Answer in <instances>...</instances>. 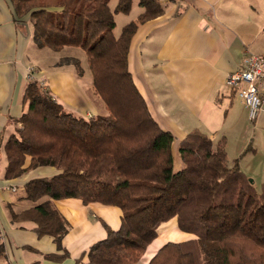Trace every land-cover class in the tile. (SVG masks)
Listing matches in <instances>:
<instances>
[{"label":"trees","instance_id":"trees-1","mask_svg":"<svg viewBox=\"0 0 264 264\" xmlns=\"http://www.w3.org/2000/svg\"><path fill=\"white\" fill-rule=\"evenodd\" d=\"M11 2L16 17L28 14L38 47L84 51L92 85L108 111L88 118L75 115L38 81H28L23 95L27 109L5 142L4 176L13 178L39 166L57 172L22 186L21 198H49L19 213L10 210L11 219L32 221L33 230L51 235L60 249L68 224L51 199L118 206L119 228L108 229L74 264H135L158 226L173 217L195 238L166 242L147 264H264V181L257 191L241 171L239 157L227 164L225 140L214 144L197 128L180 141L184 167L174 170L173 135L153 119L128 70L131 36L139 23L162 14L165 5L138 0L142 12L116 36L114 15L129 12L133 0H117L113 9L109 0ZM66 61L78 67L77 59ZM64 256L66 252L45 258Z\"/></svg>","mask_w":264,"mask_h":264},{"label":"crops","instance_id":"crops-1","mask_svg":"<svg viewBox=\"0 0 264 264\" xmlns=\"http://www.w3.org/2000/svg\"><path fill=\"white\" fill-rule=\"evenodd\" d=\"M159 1L165 5L164 12L139 23L130 38L127 67L153 119L173 135V169L184 167L179 143L197 128L214 144L224 139L227 164L239 157L241 171L262 184L264 158L261 165L259 156H264V110L251 121L237 92L225 80L239 68L244 49L264 52V0ZM134 4L140 7L138 0ZM63 52L85 55L78 47L59 51L38 47L28 14L16 17L11 0H0V264H74L108 229L116 230L121 223L118 206L84 203L74 197L51 199L68 224L59 249L51 235L33 230L32 221L11 219L10 210L19 213L49 198H21L22 186L32 178L57 172L52 166H39L13 178L4 176L5 142L16 133L20 127L16 119L27 109L23 95L28 68L66 111L85 118L108 114L94 90L90 70L88 77L84 78L85 72L78 76L72 65L59 63ZM156 232L135 264H147L166 242L195 238L178 227L176 217L160 224ZM63 252L66 256L59 260L45 258Z\"/></svg>","mask_w":264,"mask_h":264},{"label":"built area","instance_id":"built-area-1","mask_svg":"<svg viewBox=\"0 0 264 264\" xmlns=\"http://www.w3.org/2000/svg\"><path fill=\"white\" fill-rule=\"evenodd\" d=\"M28 78L37 80L33 77L32 67L28 68ZM38 82L45 88L44 81ZM225 83L237 92L247 110L248 118L255 120L264 110V52L257 54L244 49L239 68L227 74ZM11 189L15 190V187Z\"/></svg>","mask_w":264,"mask_h":264},{"label":"rangeland","instance_id":"rangeland-1","mask_svg":"<svg viewBox=\"0 0 264 264\" xmlns=\"http://www.w3.org/2000/svg\"><path fill=\"white\" fill-rule=\"evenodd\" d=\"M116 4V0H109V6L113 8ZM140 12V7L137 5H133L132 9L127 12V13H117L115 16V22L116 26L114 28L115 33H118L121 29V26L125 24L126 22L130 20H134L137 14ZM64 54L62 55V59L59 61L60 64H69L73 66V69L76 71V74L78 76H82L84 73V78L89 75V67L87 64V60L84 54L81 53H66L63 52ZM73 56V57H71ZM67 58H74L78 60V67L76 66L75 62L74 63H68L66 61ZM82 71L81 74H79V71ZM263 154L259 156V163L262 165L263 164ZM253 180V179H252ZM254 187L257 191H260L261 189V181L257 178L256 181L254 182Z\"/></svg>","mask_w":264,"mask_h":264}]
</instances>
